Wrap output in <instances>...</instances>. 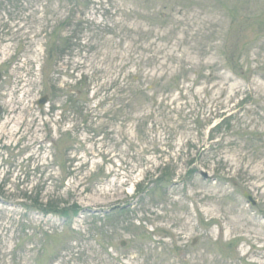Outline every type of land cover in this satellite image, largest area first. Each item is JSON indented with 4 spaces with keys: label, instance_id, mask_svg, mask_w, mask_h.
<instances>
[{
    "label": "rangeland",
    "instance_id": "1",
    "mask_svg": "<svg viewBox=\"0 0 264 264\" xmlns=\"http://www.w3.org/2000/svg\"><path fill=\"white\" fill-rule=\"evenodd\" d=\"M0 264H264V0H0Z\"/></svg>",
    "mask_w": 264,
    "mask_h": 264
},
{
    "label": "water",
    "instance_id": "2",
    "mask_svg": "<svg viewBox=\"0 0 264 264\" xmlns=\"http://www.w3.org/2000/svg\"><path fill=\"white\" fill-rule=\"evenodd\" d=\"M47 101H48V96H43V97L40 99L39 104L42 106V105H44ZM245 195H246V197H248V199H249L251 202L255 203V200L252 198V195H250V194H248V193H246Z\"/></svg>",
    "mask_w": 264,
    "mask_h": 264
}]
</instances>
